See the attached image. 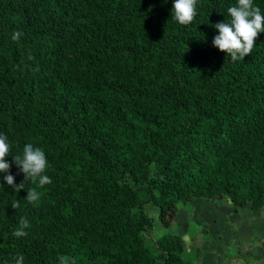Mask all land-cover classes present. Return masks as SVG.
I'll return each instance as SVG.
<instances>
[{
    "label": "trees",
    "instance_id": "trees-1",
    "mask_svg": "<svg viewBox=\"0 0 264 264\" xmlns=\"http://www.w3.org/2000/svg\"><path fill=\"white\" fill-rule=\"evenodd\" d=\"M173 3L0 0L10 174L25 181L13 156L31 143L52 181L18 192L0 173V264H183V238L151 236L180 205L264 210V33L233 62L213 38L237 0H197L189 25L172 20ZM30 188L38 206L24 200ZM21 216L30 227L16 238Z\"/></svg>",
    "mask_w": 264,
    "mask_h": 264
},
{
    "label": "rangeland",
    "instance_id": "rangeland-1",
    "mask_svg": "<svg viewBox=\"0 0 264 264\" xmlns=\"http://www.w3.org/2000/svg\"><path fill=\"white\" fill-rule=\"evenodd\" d=\"M150 214L157 221L156 211ZM170 222L169 228L151 236L167 233L183 238V264H264V230L257 224H264V210L255 213L250 205L236 209L228 199H194L180 205ZM244 225L250 233L241 238L237 230Z\"/></svg>",
    "mask_w": 264,
    "mask_h": 264
},
{
    "label": "clouds",
    "instance_id": "clouds-1",
    "mask_svg": "<svg viewBox=\"0 0 264 264\" xmlns=\"http://www.w3.org/2000/svg\"><path fill=\"white\" fill-rule=\"evenodd\" d=\"M197 0H174L172 9V20L181 25H189L197 15ZM228 21L219 22L214 25L219 34L213 38V45L220 51L226 52L233 62L244 60L246 56L252 53L255 46V40L260 33H264V13L259 6L254 4V0H237V3L228 7ZM22 33L14 31L12 40L18 41ZM31 59V57H29ZM38 70V69H37ZM10 145L7 143V136L0 134V173H9L4 176L7 184L12 186L15 191L24 189V182L31 180L34 184L38 183L40 187L52 183L50 177L45 174L48 161L44 150L31 143H26L22 155L13 156V162L25 174V181L20 185L15 184V177L10 174L11 164L6 160L9 156ZM41 193L35 188L27 190V196L24 200L29 205L38 206ZM12 207L19 209L21 207L19 200L12 201ZM30 227L29 220L21 216L18 227L12 233L16 238L27 235L25 229ZM5 237L7 234H4ZM60 264H76L72 257L61 256ZM14 264H24V256L18 254L12 257Z\"/></svg>",
    "mask_w": 264,
    "mask_h": 264
},
{
    "label": "crops",
    "instance_id": "crops-1",
    "mask_svg": "<svg viewBox=\"0 0 264 264\" xmlns=\"http://www.w3.org/2000/svg\"><path fill=\"white\" fill-rule=\"evenodd\" d=\"M239 213H241V212H239ZM251 223L254 224V222H251ZM257 224L261 225L262 226L261 228H263V230H264V224L263 225L261 223H257ZM244 228H245V225L244 226H241L237 230L238 231V234L240 233L239 236H241V238H243V235L246 236V234L248 235V233H250V230L249 229L247 230V229H244ZM258 228H260V227H258ZM252 235H256L255 231L252 232Z\"/></svg>",
    "mask_w": 264,
    "mask_h": 264
}]
</instances>
